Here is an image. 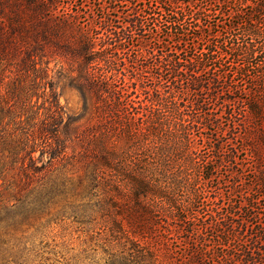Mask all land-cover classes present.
Wrapping results in <instances>:
<instances>
[{"label":"trees","instance_id":"obj_1","mask_svg":"<svg viewBox=\"0 0 264 264\" xmlns=\"http://www.w3.org/2000/svg\"><path fill=\"white\" fill-rule=\"evenodd\" d=\"M68 1L0 0V264H45L55 229L82 240L61 264H264V0H164L172 41L147 36L142 0H100L101 19ZM217 13L240 19L226 47L202 34Z\"/></svg>","mask_w":264,"mask_h":264},{"label":"rangeland","instance_id":"obj_2","mask_svg":"<svg viewBox=\"0 0 264 264\" xmlns=\"http://www.w3.org/2000/svg\"><path fill=\"white\" fill-rule=\"evenodd\" d=\"M65 2H69L68 0H64ZM110 1V0H108ZM130 1L134 2V0H129V1H125L122 4H120L122 6L121 10L122 11H128L131 10V3H129ZM187 1H191L192 5L194 6L193 8H195V10L193 11L196 12L197 9L202 5L203 0H178V4H173L169 2L165 3L164 0H142V1H137V4L139 5L140 8L142 7H147L150 6L152 8V13L154 12V21L152 22V25L150 23H148L147 25V36H151V37H156V38H160L165 39L167 41H172V39L170 37L166 36V31H170L172 30L174 33H177L178 29L176 26L173 27V24H170L169 21L173 20L174 17L171 16L169 13H171L170 11H168L169 9H173L174 10V6H185V3ZM79 2H83L84 4L87 5V9L85 8V10L87 11V14H84L83 16L85 18L88 19V15H90L92 18L91 19H101V15H102V11H101V7H100V0H80ZM184 4V5H182ZM248 4L244 6L243 8L245 9L244 11H246V13H249V10H252V2L251 0H248ZM190 12V8H188L187 14L189 16V18H192L193 14ZM242 16V18L246 19L248 18V15H240ZM231 21H240V19H238V15H232V16H228L226 13H217L215 15H212L211 17H206L202 23L204 26H206L207 24L209 25V28L205 29L202 34H204V36H208V34L210 32H213L214 34H218L216 38V40H220V42L218 43L219 46H223L226 47V33H227V27L228 25L231 23ZM97 25H100V21L99 20H95L94 22ZM154 23L156 24V26H154ZM173 27V28H171ZM94 34H97L99 31L98 29H94ZM198 34L201 33L200 31H196ZM206 39H208V37H206ZM229 39L227 38V41ZM199 42V41H198ZM137 43V38L134 41V44ZM206 41H204L202 43L205 44ZM225 43V44H223ZM201 45V46H202ZM198 47L201 48L200 45H197ZM194 52V51H193ZM192 52V53H193ZM236 55L235 53H233V55H229L228 57H225L222 60V63H228L230 61L236 60L235 59ZM238 60V59H237ZM219 64V63H218ZM51 67V75L54 77V81L56 83V89H57V93L59 96V100L61 102V104L65 107V109L68 112L71 113H79L81 112L82 109V98L79 94V92L73 88L70 84H69V80L67 78L68 76V72L69 69H71V65H69L66 61L64 62H60V60L58 59H53V61L50 64ZM255 70L253 69L252 65H247L246 69H244L241 73H239V75L236 76V79H240V78H244L246 81L244 83H240L243 84L244 86H246V88H250L251 86L254 85L253 83V79L251 77V75H254ZM253 83V84H252ZM148 84H151V79H149ZM235 96H241V97H248L249 95L246 92L243 91H239L235 94ZM217 110L216 109H212V111ZM222 123L225 127L228 126V120L226 119V116L222 118ZM196 136H199V133L196 131ZM222 139H224L226 142L228 141V139L231 138V136L227 133L226 135L223 134V136H221ZM238 141H241L240 138H237V140L235 139L233 142L238 143ZM200 143V140H198V144ZM240 144V143H239ZM232 145L229 143H226L225 145V149L230 148ZM203 154H210L211 150L210 148H205L203 147L201 149ZM238 162L243 163L245 166H247L249 163H251V158L249 156V154H247L245 151H240L238 158H237ZM223 170H221V174H224L225 171L224 169H226V176L227 174H229V170L224 167L222 168ZM220 178V176L218 177V179ZM216 178V181L218 180ZM214 184H217V182H214ZM227 187H229V183H228V179L226 180V190ZM62 232V234H58ZM58 232L57 229L54 230V233H57L56 237H51L49 238L50 241V246L49 248H46V251L44 253V263L45 264H61L62 262H64L66 259L70 258L71 256H73L74 252L71 251V247H74L75 249L80 250V244L82 240H77L74 241L73 244L66 246L64 241H66L69 238H72V236H66V239H64L63 236L61 235H65V231H61ZM52 233V234H54ZM53 236V235H52ZM55 239V240H53ZM77 252V250L75 251V253Z\"/></svg>","mask_w":264,"mask_h":264}]
</instances>
